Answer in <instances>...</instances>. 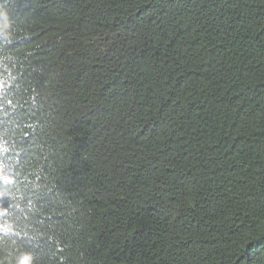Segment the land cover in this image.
Wrapping results in <instances>:
<instances>
[{
	"label": "trees",
	"instance_id": "obj_1",
	"mask_svg": "<svg viewBox=\"0 0 264 264\" xmlns=\"http://www.w3.org/2000/svg\"><path fill=\"white\" fill-rule=\"evenodd\" d=\"M0 264H264V0H0Z\"/></svg>",
	"mask_w": 264,
	"mask_h": 264
}]
</instances>
